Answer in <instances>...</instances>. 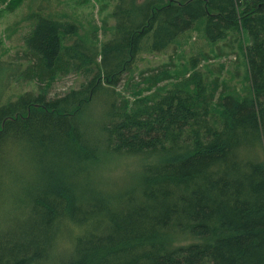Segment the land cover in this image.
<instances>
[{"label": "trees", "instance_id": "16d2710c", "mask_svg": "<svg viewBox=\"0 0 264 264\" xmlns=\"http://www.w3.org/2000/svg\"><path fill=\"white\" fill-rule=\"evenodd\" d=\"M49 6L25 17L26 75L88 77L61 95L39 87L0 103V264H264V0H115L100 43ZM196 29L211 44L240 35L243 95L213 102L197 56L180 77L147 76L131 100L116 92L141 52ZM100 93L106 117L89 123ZM107 156L142 165L123 187H99Z\"/></svg>", "mask_w": 264, "mask_h": 264}, {"label": "rangeland", "instance_id": "374dc122", "mask_svg": "<svg viewBox=\"0 0 264 264\" xmlns=\"http://www.w3.org/2000/svg\"><path fill=\"white\" fill-rule=\"evenodd\" d=\"M115 0L108 1L105 7L100 6L97 0H22L13 10L5 8L0 2V57L6 63L12 61L21 63L16 73H11L14 68L8 64L0 65V92L2 102L14 100L20 93L26 91L38 92L39 87L47 89L48 96L61 95L70 88L77 87L85 81L88 75L82 72H69L56 75L53 80L36 78L32 79L25 73L28 61L24 58L23 36L29 31L30 22L25 19L30 10L40 11L47 7L46 13L58 19L73 20L78 24L79 34L88 39L93 30H98V42L109 39L113 32L114 20L111 16ZM73 38L68 36L65 43L69 44ZM244 41L240 35H232L224 41L208 43L201 35L200 30H192L185 38H180L164 52H141L131 71L126 72L116 86V92L121 93L130 100L146 83L144 78L153 75L158 70H166L172 77L184 74L188 60L197 56V69L202 73L207 91L212 93L213 102L225 93L238 96L248 90L247 66L244 58ZM173 79H165L158 83V87H170ZM46 84L48 86L46 87ZM147 92H143L145 94ZM119 98L116 99L118 101ZM109 100L106 94L100 93L88 106L85 117L89 123L99 124L104 122ZM142 161L124 156H107L94 169L98 178L99 187L109 184L119 189L129 183L137 174Z\"/></svg>", "mask_w": 264, "mask_h": 264}]
</instances>
